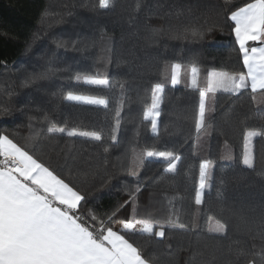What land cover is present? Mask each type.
Segmentation results:
<instances>
[{"label": "trees", "instance_id": "1", "mask_svg": "<svg viewBox=\"0 0 264 264\" xmlns=\"http://www.w3.org/2000/svg\"><path fill=\"white\" fill-rule=\"evenodd\" d=\"M245 2L251 0H233L239 6ZM97 3L0 0V133L24 143L30 131H40L36 154L65 175L70 168L73 181L89 193L85 207L98 214L109 213L128 200L129 190L139 184L138 218L151 213L153 219L163 222L173 207L181 222L195 218L197 227L191 234L166 228L164 237L138 239L146 256L158 258L156 264H194L192 256L198 252L203 255L196 257L195 264H243L237 250L250 249L251 237L264 218V139L255 140V170L242 164L246 128L264 124L261 97L257 94L254 102L250 89L239 96L216 93V110L208 114L206 127L197 133L199 91L187 84L163 81L165 64L187 66L193 59L201 68V87L210 69L242 70L238 44L228 26L231 22L225 19L230 11L225 9L224 0H142L139 12L137 0H116L114 12L95 9ZM213 25L218 27L204 31ZM169 26L196 27L204 35L172 38ZM154 29L162 31L154 35ZM258 43L250 41L249 45ZM45 72L47 76L33 80ZM85 75L107 79L109 86L86 85ZM121 83L122 88L113 87ZM156 83L163 84L165 91L158 133L154 134L144 113L151 105V89ZM68 92L104 98L108 107L103 112L90 111L66 100ZM118 105L120 126L113 141L110 135ZM45 115L67 129L99 131L102 140L49 134L50 124L42 119ZM29 117L35 119L29 121ZM204 135L206 140L202 141ZM133 148L137 152L144 148L175 152L180 157L177 171L166 173L165 164L146 157L138 177L128 175L125 169L131 166ZM204 160L213 162L212 187L206 190L204 203L197 206L195 190ZM218 191L224 199V211ZM173 196L176 198L170 205ZM229 209H243L251 231ZM131 215L128 204L118 219ZM210 216L228 221L226 238L214 239L216 234L208 232L213 225ZM214 249L218 251L212 260Z\"/></svg>", "mask_w": 264, "mask_h": 264}, {"label": "snow or ice", "instance_id": "2", "mask_svg": "<svg viewBox=\"0 0 264 264\" xmlns=\"http://www.w3.org/2000/svg\"><path fill=\"white\" fill-rule=\"evenodd\" d=\"M93 7L114 12L116 0H98ZM141 7L142 0H137L136 11L139 12ZM224 7L230 11V15L225 13V19L231 22L228 26L238 44L242 70H209L204 86L201 87V68L197 66L195 59L187 66L179 63L164 65L165 73L170 67L172 85L180 83L181 69L184 67L188 76L187 86L199 91V112L195 123L197 133L206 127V111L216 110L218 92L239 96L244 90L250 89L251 99L257 102L259 94V103L264 104V0H251L243 6L235 5L233 0H224ZM180 14L178 12L177 16ZM215 27L218 25L210 26L204 31L210 32ZM220 27L223 30V27ZM160 31L162 29H154L153 34ZM204 31L192 26H184L182 29L169 26L167 30L172 38H187L189 35L203 38ZM249 41L259 42L260 46H249ZM57 44L65 46L62 42ZM51 71L52 69L48 70ZM48 72L34 76L33 80L47 76ZM76 79L81 80L80 74H77ZM83 83L90 86H109L107 79L88 75L83 77ZM115 86L122 88L123 84L113 85ZM164 91V85L161 83L152 87L151 106L144 113V119H150L154 134L158 133V117L161 114L160 104ZM65 99L108 107V101L104 98L72 92H68ZM206 101L210 102L207 109ZM120 116L121 105H118L115 108V126L110 135L113 141L117 139ZM33 119L35 117H29V121ZM42 119L50 124L47 128L49 134L60 133L66 134L67 137L102 140L99 131H79L57 126L47 115ZM29 128L31 129V124ZM40 136V131H30L25 142L21 143L6 132L0 133V264H156L158 258L155 255L146 256L138 239L164 237L166 228L191 234L197 227L195 218L188 223L181 222L174 207L168 211L163 222L153 219L151 213H147L144 218H138L137 193L141 189L139 184L129 190L128 200L118 204L109 213L101 215L94 208H86L89 193L73 181L71 169L69 168V174L65 175L62 169L54 167L36 154V144ZM256 137L264 139V124L256 128H246L244 132L242 164L247 169L255 170L257 165V158L252 150V141ZM104 150L108 151L107 148ZM132 154L131 166L125 169L132 177H138L146 157L165 164L166 173H175L176 162L180 159L173 151L150 148L139 152L133 148ZM212 164L211 160H204L199 165L198 186L194 198L197 206L204 203L206 190L212 187ZM223 183L221 180V184ZM175 198L173 196L169 200L170 205ZM218 200L221 203V211H224V199L219 191ZM128 204H131L132 215L127 219H118L121 209ZM229 211L251 231L250 220L243 209ZM209 220L213 225L208 228V232L216 234L213 238H226L230 231L228 221L213 216H210ZM251 239L250 249H238L237 258L243 257V264H264V218L261 220L260 229ZM217 251L218 249H214L210 253L212 260L216 259ZM202 255V252L193 254L194 264L196 257Z\"/></svg>", "mask_w": 264, "mask_h": 264}, {"label": "rangeland", "instance_id": "3", "mask_svg": "<svg viewBox=\"0 0 264 264\" xmlns=\"http://www.w3.org/2000/svg\"><path fill=\"white\" fill-rule=\"evenodd\" d=\"M169 66L171 64H168ZM182 65V64H181ZM183 66V65H182ZM210 70H216V71H222V70H218V69H210ZM209 71V70H208ZM225 71V70H224ZM164 83L165 84H172L171 83V70H170V67L168 69V71L164 74ZM188 83V76L186 74V71H185V68L182 67L181 69V77H180V83L178 84H183V85H186ZM87 96V95H86ZM94 97V96H93ZM99 98V97H98ZM76 105L80 106V107H89V109H91L90 111H96V112H100L98 110H101V109H104V106L103 105H89V104H84L82 102H75L73 101ZM151 106V105H150ZM150 106H148V108L145 110V112L150 108ZM210 106V102L209 101H206V109ZM98 109V110H97ZM211 111H206V117L208 116V114L210 113ZM258 138V137H256ZM256 138L253 139L252 141V150H253V153L255 155V140ZM206 140V135H204L202 137V141H205ZM177 163V162H176ZM213 165V164H212Z\"/></svg>", "mask_w": 264, "mask_h": 264}, {"label": "crops", "instance_id": "4", "mask_svg": "<svg viewBox=\"0 0 264 264\" xmlns=\"http://www.w3.org/2000/svg\"><path fill=\"white\" fill-rule=\"evenodd\" d=\"M250 42V41H249ZM250 46V45H249ZM253 46H260V44L258 43V44H256V45H253ZM98 110V109H97ZM98 111H100V112H103L104 111V109H101V110H98Z\"/></svg>", "mask_w": 264, "mask_h": 264}]
</instances>
